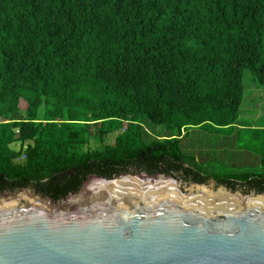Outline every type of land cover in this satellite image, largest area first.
I'll return each mask as SVG.
<instances>
[{"label": "trees", "instance_id": "16d2710c", "mask_svg": "<svg viewBox=\"0 0 264 264\" xmlns=\"http://www.w3.org/2000/svg\"><path fill=\"white\" fill-rule=\"evenodd\" d=\"M245 71L264 88V0H0V195L59 201L91 174L264 182V147L220 171L182 146L236 128Z\"/></svg>", "mask_w": 264, "mask_h": 264}, {"label": "water", "instance_id": "95a60500", "mask_svg": "<svg viewBox=\"0 0 264 264\" xmlns=\"http://www.w3.org/2000/svg\"><path fill=\"white\" fill-rule=\"evenodd\" d=\"M0 264H264V193L144 172L88 175L59 201L6 192Z\"/></svg>", "mask_w": 264, "mask_h": 264}, {"label": "rangeland", "instance_id": "374dc122", "mask_svg": "<svg viewBox=\"0 0 264 264\" xmlns=\"http://www.w3.org/2000/svg\"><path fill=\"white\" fill-rule=\"evenodd\" d=\"M243 86L244 96L236 128L217 134L203 129H188L182 133H187L186 139L182 141L186 155H199L207 161H213L214 167L220 168V171L231 170L232 167L238 170L258 168L260 150L264 147V88L249 71L243 74ZM42 116L43 109H40L39 117ZM149 130L153 137L165 136L161 127ZM114 138L115 135L108 143L112 144ZM92 147L98 148L99 145L94 144ZM207 184L214 182L208 180Z\"/></svg>", "mask_w": 264, "mask_h": 264}, {"label": "flooded vegetation", "instance_id": "af4514ba", "mask_svg": "<svg viewBox=\"0 0 264 264\" xmlns=\"http://www.w3.org/2000/svg\"><path fill=\"white\" fill-rule=\"evenodd\" d=\"M253 170H256V169H251V170L239 169L238 171H253ZM219 186L220 185L216 184V187H219ZM227 189L233 190L235 192H241L242 194H252V193L260 194V193H264V182H261V181L255 182L253 181V178L250 177L247 180L242 181L240 183L235 182L234 186H231L230 188H227ZM55 201H58V200H55Z\"/></svg>", "mask_w": 264, "mask_h": 264}, {"label": "bare ground", "instance_id": "6f19581e", "mask_svg": "<svg viewBox=\"0 0 264 264\" xmlns=\"http://www.w3.org/2000/svg\"><path fill=\"white\" fill-rule=\"evenodd\" d=\"M202 189H204V188H202Z\"/></svg>", "mask_w": 264, "mask_h": 264}]
</instances>
